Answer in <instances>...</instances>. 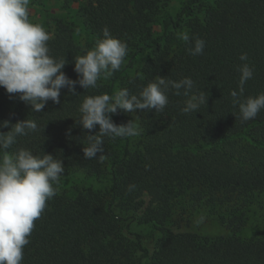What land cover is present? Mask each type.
<instances>
[{
    "label": "trees",
    "instance_id": "obj_1",
    "mask_svg": "<svg viewBox=\"0 0 264 264\" xmlns=\"http://www.w3.org/2000/svg\"><path fill=\"white\" fill-rule=\"evenodd\" d=\"M79 1L85 42L62 20L48 32L50 54L67 61L65 74L78 79L74 59L103 38L105 27L127 43L128 54L97 88L77 85L78 96L62 89L60 103L49 100L42 112L0 87V122L28 118L39 126L9 151H44L65 166L57 194L35 221L22 264H264V227L244 234L264 208V110L242 122L230 95L239 91L243 63L254 70L243 97L264 93V0H182L175 15L167 11L169 0ZM195 38L206 42L202 55L189 53ZM158 76L190 77V95L204 92L206 105L184 113V89L176 95L170 88L163 112L118 110L113 121L132 120L140 134L105 137L103 153L84 158L86 134L99 131L76 122L84 97L124 88L138 95ZM74 177L90 184L70 194L64 183ZM196 213L217 219L226 232L197 227Z\"/></svg>",
    "mask_w": 264,
    "mask_h": 264
},
{
    "label": "clouds",
    "instance_id": "obj_2",
    "mask_svg": "<svg viewBox=\"0 0 264 264\" xmlns=\"http://www.w3.org/2000/svg\"><path fill=\"white\" fill-rule=\"evenodd\" d=\"M30 0H0V87L8 94H16L20 101L31 106V111L42 112L49 100L60 103L62 89L76 94V86L83 89L97 88L101 78L107 79L119 71L127 56V43L114 37L105 27L103 38L85 55L74 59V71L78 79H70L63 71L67 61L50 54L48 41L50 34L40 24L29 19ZM184 41L190 37L185 34ZM205 41L195 38L189 53L202 55ZM248 60L247 53L239 57ZM240 73L239 91L230 95L232 104L239 109L242 122L252 120L264 110V93L243 97L245 83L253 77L254 70L248 63L237 69ZM175 89L176 95L188 97L182 112L196 113L201 105H206L208 95L201 92L190 95L194 81L185 77L173 81L158 76L140 91L131 94L127 88L113 95L85 96L79 106L80 118L76 121L83 129L91 132L96 126L99 131L86 134L87 146L83 147L86 159L96 158L104 149V138H123L139 135L138 127L131 121L117 125L112 115L118 110L133 113L136 110L163 112L168 104V91ZM0 264H22L24 247L29 244L35 221L46 207V202L58 191L60 179L65 171L63 160L52 154L36 155L30 149H9L17 143L18 137L39 131L35 120L10 119L0 122ZM45 129V128H44ZM134 185L129 186L132 190Z\"/></svg>",
    "mask_w": 264,
    "mask_h": 264
},
{
    "label": "rangeland",
    "instance_id": "obj_3",
    "mask_svg": "<svg viewBox=\"0 0 264 264\" xmlns=\"http://www.w3.org/2000/svg\"><path fill=\"white\" fill-rule=\"evenodd\" d=\"M42 6L37 4L29 6V19L32 23L40 24L49 33H54L56 19L62 20L68 24L74 31V37L78 42L84 43L85 36L79 30V24L84 21V5L79 0H44ZM182 4V0H169L167 3V11L176 14ZM86 180L74 177L71 181L64 183V188L71 194L76 187L88 184ZM90 184V183H89ZM193 223L197 227L209 228L214 234L226 232L219 221L211 217H202L197 213L192 217ZM264 227V208L258 210L257 214L252 218V223L245 229V236L254 235L257 229ZM264 234V231L261 233Z\"/></svg>",
    "mask_w": 264,
    "mask_h": 264
}]
</instances>
